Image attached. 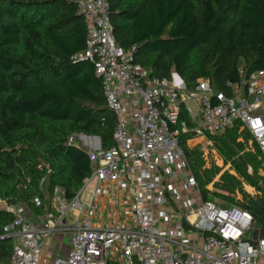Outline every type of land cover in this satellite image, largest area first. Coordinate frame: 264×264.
<instances>
[{
    "label": "built area",
    "instance_id": "built-area-1",
    "mask_svg": "<svg viewBox=\"0 0 264 264\" xmlns=\"http://www.w3.org/2000/svg\"><path fill=\"white\" fill-rule=\"evenodd\" d=\"M72 1L86 33L84 49L71 58L92 63L101 80L115 116L112 143L102 148L96 136L67 137L92 168L71 199L54 186L52 209L34 218L26 204L5 203L13 218L2 236L11 239V253L0 264H254L264 257V236L246 238L255 227L253 214L204 199L181 146L183 134L191 133L186 144L197 138L203 168H220L208 190L225 171L236 175L214 146V137L235 121L250 135L244 150L257 148L264 164V67L247 77L239 67L240 80L227 81L229 94L203 78L189 88L174 70L155 76L133 61V48L117 45L108 0ZM229 196L242 199L238 191ZM32 203L39 207L41 200L34 196ZM53 234L68 235L65 255L45 250Z\"/></svg>",
    "mask_w": 264,
    "mask_h": 264
},
{
    "label": "trees",
    "instance_id": "trees-1",
    "mask_svg": "<svg viewBox=\"0 0 264 264\" xmlns=\"http://www.w3.org/2000/svg\"><path fill=\"white\" fill-rule=\"evenodd\" d=\"M112 33L133 61L158 77L174 70L193 88L200 78L229 94L227 81L238 82L264 67V0H108ZM85 22L72 0H0V200L24 203L35 214L49 211L42 190L59 185L71 199L91 174L84 151L66 144L72 133L112 143L115 124L106 106L101 80L89 61H73L85 47ZM243 141H238L239 136ZM181 146L204 199L235 203L264 221V169L259 151H245L250 135L240 122L214 137V146L236 175L225 171L213 189L205 186L219 171L203 168L199 148ZM251 167V172L248 171ZM42 182V184H41ZM259 193L251 196L242 184ZM239 191L235 201L230 193ZM223 192H226L225 194ZM228 194V196H227ZM38 196L41 205H33ZM227 202V203H226ZM12 214L0 208V262L11 253L3 226ZM110 264H117L111 262Z\"/></svg>",
    "mask_w": 264,
    "mask_h": 264
},
{
    "label": "crops",
    "instance_id": "crops-1",
    "mask_svg": "<svg viewBox=\"0 0 264 264\" xmlns=\"http://www.w3.org/2000/svg\"><path fill=\"white\" fill-rule=\"evenodd\" d=\"M197 138H194L191 141H195ZM190 141V142H191ZM190 144V143H189ZM262 170V169H261ZM258 173L262 176H264V174H261L260 171H258ZM249 188H252L253 186H248ZM254 188V187H253ZM252 192V191H250ZM254 192L256 193L255 195H257L259 192L254 188ZM31 211V210H30ZM31 215L34 217L39 216L33 212H31ZM41 215V214H40ZM66 236V239L64 241V243L62 245H60L57 249H55L54 244L56 242V239H58V237H63ZM264 236V221L262 222V224L257 225L255 224V227L253 230H251L250 232H248L246 234V238L247 239H255L257 237H261ZM58 244V243H57ZM58 246V245H57ZM69 249V237L68 235H61V234H53L52 236H50V238L45 242V250H47L52 256H56V255H65L67 253ZM254 264H264V257H260L258 258Z\"/></svg>",
    "mask_w": 264,
    "mask_h": 264
},
{
    "label": "rangeland",
    "instance_id": "rangeland-1",
    "mask_svg": "<svg viewBox=\"0 0 264 264\" xmlns=\"http://www.w3.org/2000/svg\"><path fill=\"white\" fill-rule=\"evenodd\" d=\"M190 105H191V107H192L194 110H196V108H197V104H196L195 101H192V102L190 103ZM94 139H95V145H100L99 139L96 138V137H95ZM195 141H196V140H195ZM195 141H192V142L190 143V148H199V146H197V145L194 144ZM41 184H42V182H41ZM242 187H243V190L245 191V193H247V194H249V195H251V196H255L256 193H254V191H252V193H254V194H251V192H250V188H249V187H245L244 185H242ZM238 192H239V191H238ZM42 193H43V202H44V204L46 205V204L49 203L50 206H51V208H50V210H51V209H52V203H53V201H52V195H51L50 192L47 191L46 189H43V190H42ZM239 193H240L241 196H242V193H241V192H239ZM4 206H5V202H3L2 200H0V208H4ZM65 239H66V236L58 237V239H56V242H55V244H54L55 249H57L60 245H62V244L64 243ZM57 243H58V244H57ZM57 245H58V246H57Z\"/></svg>",
    "mask_w": 264,
    "mask_h": 264
},
{
    "label": "water",
    "instance_id": "water-1",
    "mask_svg": "<svg viewBox=\"0 0 264 264\" xmlns=\"http://www.w3.org/2000/svg\"><path fill=\"white\" fill-rule=\"evenodd\" d=\"M260 206H261L262 208H264V204H261ZM106 264H109V263H106Z\"/></svg>",
    "mask_w": 264,
    "mask_h": 264
}]
</instances>
